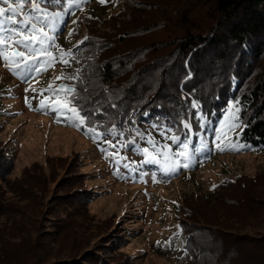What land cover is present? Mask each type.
Masks as SVG:
<instances>
[{
	"label": "rangeland",
	"instance_id": "obj_1",
	"mask_svg": "<svg viewBox=\"0 0 264 264\" xmlns=\"http://www.w3.org/2000/svg\"><path fill=\"white\" fill-rule=\"evenodd\" d=\"M112 3L70 0L71 12L60 13V23L37 24L31 35L40 41L47 33L51 39L29 42L25 63L33 67L30 73L13 62L17 58L12 52L22 49L12 47L10 39L0 45V62L20 83L16 90L0 70V264H76L87 257L99 264H189L199 257L190 237L203 227L200 213L212 220L216 212L230 219L231 239L264 251V152L230 146L216 150L210 145L237 129L232 112L225 115L218 133L197 134L198 157L190 160L189 170L181 168L163 181L162 174H153L143 161L132 163L139 169L122 162L121 153L127 150L119 145L120 137L99 139L78 132L72 126L75 118L67 117L63 106L45 104L47 95L34 96V109L22 104L19 95L25 100L29 91L62 83V59L56 53L70 38L67 26L75 16L89 12L107 18L118 13ZM144 23L157 25L158 31L127 39L136 50L170 37L159 14L150 13ZM124 25L131 28L133 19ZM32 47L40 51L33 53ZM203 127L213 131L206 122ZM230 179H239V184L226 193L229 197L220 198L216 188ZM234 196L248 197L251 204L237 208L222 203Z\"/></svg>",
	"mask_w": 264,
	"mask_h": 264
},
{
	"label": "trees",
	"instance_id": "obj_2",
	"mask_svg": "<svg viewBox=\"0 0 264 264\" xmlns=\"http://www.w3.org/2000/svg\"><path fill=\"white\" fill-rule=\"evenodd\" d=\"M172 1L113 0L119 10L107 18L89 12L70 14L75 16L73 24L67 26L71 36L67 43H60L56 53L62 59L66 90L58 89L60 83L51 88L40 86L29 91L25 100L19 95L22 104L34 109V96L47 95L45 104L63 106V113L75 118L72 126L78 132L99 139L120 137L119 145L123 143L130 151L121 153L122 162L139 169L132 163L143 161L153 174L159 171L163 181L181 168L189 170L190 160L198 157L197 134L218 133L228 112L235 116L237 129L210 145L216 150L230 146L264 152V0H175L170 4ZM40 7L48 14L71 12L70 0L42 2ZM30 8L31 4L25 5V16ZM150 13L163 18L170 37L139 50L128 46L129 38L157 33V25L144 23ZM128 18L134 22L131 28L124 25ZM147 54L150 56L144 59ZM0 70L17 90L20 83L2 61ZM71 107L77 112H69ZM204 122L210 124L212 132L203 127ZM176 135L181 141L173 143ZM144 148H148L147 153ZM238 180L219 184L216 190L220 198L229 197L226 193L235 189ZM224 199L222 203L229 207L251 204L244 196ZM200 216L203 227L196 229V237H190L199 257L189 264H264V251L230 238V219L218 212L212 220L207 214ZM93 260L99 264L94 257L76 264Z\"/></svg>",
	"mask_w": 264,
	"mask_h": 264
},
{
	"label": "snow or ice",
	"instance_id": "obj_3",
	"mask_svg": "<svg viewBox=\"0 0 264 264\" xmlns=\"http://www.w3.org/2000/svg\"><path fill=\"white\" fill-rule=\"evenodd\" d=\"M42 2L47 4L51 2V0H0V5L7 6H0V45H5V42L10 39L13 41L12 47L22 49L20 51L14 52L13 55L17 59H15L13 62H15L18 67H25L29 73L33 71V67L25 63L27 59L25 50L29 49V42L31 41L33 44H38L41 43L45 38L51 39L50 37H47V33H43L41 35V40L37 41L36 37L32 36L31 33L36 30L37 24L47 23L49 27H51L54 22L60 23V13H55L49 17L47 11L41 9L40 7ZM55 3L59 4L61 3V0H55ZM26 4H31V8L27 13V19L24 18ZM17 37L22 38L17 39ZM30 51L35 53L40 50L32 47ZM43 51H45L46 55H51V52H48L46 49ZM4 59L7 60L8 57L5 56ZM68 111L76 113L77 108L71 107L68 109ZM86 118L87 117L84 119ZM81 122L83 123V120ZM184 128L188 129L189 125L184 124ZM180 141L181 138L179 135H176L172 138L173 143H178ZM184 147H187V145L185 144ZM217 147H219V145H217ZM143 151L147 153L148 148H144Z\"/></svg>",
	"mask_w": 264,
	"mask_h": 264
},
{
	"label": "water",
	"instance_id": "obj_4",
	"mask_svg": "<svg viewBox=\"0 0 264 264\" xmlns=\"http://www.w3.org/2000/svg\"><path fill=\"white\" fill-rule=\"evenodd\" d=\"M65 85H66V84H64V83L59 84V85H58V89H61V88L65 87Z\"/></svg>",
	"mask_w": 264,
	"mask_h": 264
}]
</instances>
